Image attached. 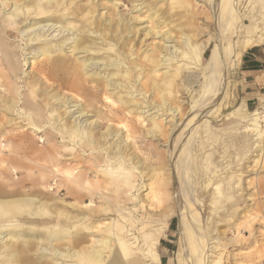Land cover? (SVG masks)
<instances>
[{
  "label": "bare ground",
  "instance_id": "6f19581e",
  "mask_svg": "<svg viewBox=\"0 0 264 264\" xmlns=\"http://www.w3.org/2000/svg\"><path fill=\"white\" fill-rule=\"evenodd\" d=\"M100 1L88 0L76 16L74 0H0V70L6 67L3 75L0 71V264H162L158 242L170 213L153 208L173 195L167 188L170 181L178 193L185 264H206L210 253L197 206L202 199L192 178L193 144L201 130L197 122L213 111L205 108L211 98L217 101L214 111L219 109L227 77L248 48L264 44V27L254 20L244 22L239 12L243 0H208L220 26L199 44L196 0H130L135 9L125 18L119 11L121 0H104L111 6L102 8ZM25 21L29 23L20 28ZM17 32L25 43L20 50L8 42ZM88 33L102 40L101 47L89 46ZM142 33L145 43L149 37L155 41L140 53ZM19 54L28 65L24 76ZM41 59L52 68L49 79L32 71ZM160 77L163 90L156 81ZM180 81L193 96L191 115L174 92ZM44 82L52 84L53 95ZM8 112L25 118L28 127L3 131L2 117ZM164 115L172 116L170 127L164 125ZM260 115L259 109L251 111L247 128L263 142ZM146 120L151 123L147 134L163 143L140 138ZM7 123L18 122L8 116ZM33 131H47L50 141L72 142L90 157L91 164L85 160L77 173L70 166H53L54 183L44 184L52 194L49 199L20 194L21 170L14 163L22 161L25 169L28 159L18 140L34 138ZM201 140L196 141L200 150L206 146ZM60 192L81 211L63 205L68 199Z\"/></svg>",
  "mask_w": 264,
  "mask_h": 264
},
{
  "label": "rangeland",
  "instance_id": "374dc122",
  "mask_svg": "<svg viewBox=\"0 0 264 264\" xmlns=\"http://www.w3.org/2000/svg\"><path fill=\"white\" fill-rule=\"evenodd\" d=\"M74 1L75 2L73 10L75 12V15L78 16L81 13L80 9L86 6L88 0ZM102 1L104 0H101L99 2L100 5ZM109 4L110 3L107 2L104 4L103 2L101 8L104 5L110 7L111 4ZM195 4L197 5L196 9L198 10V15H196V26H194L195 29L197 27L198 28L194 32L195 34L199 35L196 39L200 44L211 39L213 33L216 32L220 25L215 19L214 11L212 10L213 6L212 4L209 5L210 3L208 2V0H196ZM220 6H222V4ZM0 7H3L2 4H0ZM133 9L135 8L132 6V2L130 0L120 1L119 11L122 17L125 18L126 16L131 15V11ZM9 10L10 7H7L5 12ZM211 10L213 11L212 14ZM106 11L107 8L102 10L101 12ZM111 11L112 10L108 11V14H110ZM215 11H217V9ZM239 12L241 14V18L244 19V22L246 24H249L250 20H254V22H259L261 24V27H264V0H243L241 7H239ZM1 16L4 17L3 14H1ZM178 17L179 15L175 16V18ZM38 18L41 17L39 16L36 19ZM42 19L45 20V17H42ZM28 23L29 21H25L24 24L20 26V28L26 27ZM50 33L51 31H48L46 34L48 35ZM53 34L54 33H52L51 35ZM84 35H86L88 38L89 46L93 44L96 47H101V39L97 38L96 40V37L91 36L89 33ZM144 36V33H142L141 36L138 37L139 39L137 41L138 49L142 48V50H140V53L141 51L143 52V49L146 47V45H151L155 41L149 37L147 39V42L145 43L143 41ZM21 38V34L17 32L11 35L8 42L10 44L14 43L13 45H15L18 50H20L21 47L25 44L24 41H21ZM213 45L214 43L212 42L211 46ZM211 46L205 53L204 61H206L211 51ZM67 54L74 60L75 57L72 56L71 53ZM78 55L84 56L86 54L78 53ZM78 55H76V57ZM23 60L24 56L19 54V63L21 62V69L19 72L20 76H24V71L28 68V65L26 66ZM29 70H32V67L29 68ZM34 70V74H37L36 72L45 74V76H40V79L41 77H46L49 79V77L53 75L50 65L46 61H42V59L37 62V65L32 71ZM0 71L3 75L6 71V67H3ZM162 71L159 74L163 73ZM161 78L162 77H160L156 81L160 83L163 90L165 88V84L163 83V79ZM227 78V85H229L225 86L226 91L222 95V103L219 101V109L214 111L217 106V101L214 100L216 97L211 98V102L206 105L207 107L205 106V108H207L206 110L213 108V111L210 112L209 115H206V113H204L200 117L198 121L199 123L197 122V124L200 126V129L202 131L200 130L197 133L196 139L198 138V140L195 139V142L193 144L194 147L192 146L194 148L193 160H195H192L194 162L192 163L195 164V171H193L192 178H194V181L198 182L196 185V194L202 200L200 202H197V206L200 212L199 214L201 215H199L200 219L202 218L201 224L203 226L201 225V228L204 233L202 234L205 237L204 241L206 239L207 242V254L210 253L209 257L207 256L206 258V264H264V141H258L255 138L256 136L252 135L253 132L250 131L251 129L249 130L247 128L249 126L248 121L251 117L250 112L255 109L247 110L245 107V98L242 93L239 66L231 74H229ZM19 82L21 81L19 80ZM44 83V88L48 91L50 90L49 95H53L55 92L52 89L53 87H48L52 84L46 82ZM182 84L183 81H180V84L174 87V92L179 98L178 100L184 105V110L187 115L191 110V105H193V96L190 91H188ZM1 89L3 91V88ZM151 93L152 92L149 93L150 101L153 98V93ZM142 96L140 95V99ZM64 109L65 108L62 107V112H64ZM107 109L109 111V107ZM256 109L260 110V119L264 121V96L259 107ZM153 111H155V109ZM191 113L192 112H190L189 115H191ZM136 114H138V112H136ZM8 116H13L14 118H16V121L18 123H12V125L7 123ZM132 116H136L135 119L138 118L137 115L133 114ZM164 116L167 117L168 115ZM158 119L159 117L157 118V120ZM171 120L172 116L170 115L167 117V120L164 121V125L170 127L171 125L169 123H171ZM149 121L150 120H146L145 122H143V124H141L140 138L148 142H157V144L163 143V139H156L155 137L147 134L148 128L151 127V123ZM26 122L27 120L25 118L19 117L17 112H8V115L5 114L4 117H2V127H6L5 129H3V131L6 132L16 126L25 125L24 127L19 128L20 130H23V128L28 127L25 124ZM47 123L48 122L46 121V123L44 124ZM202 123H205V125H207L205 126L203 124L202 128ZM262 125V130L264 132V122ZM194 127L195 126L191 127L190 130H193ZM25 131H32V129H28ZM47 131L51 132L53 130L51 129V127H49L47 128ZM47 131H33L34 138L27 137L18 140L20 151L28 159L26 164L27 167H24L25 169H22V161L14 163V165L21 170L17 174L20 181L19 187L21 193H19L21 195L36 196L42 199H49L52 197V194L47 191L44 184L47 181L54 183L51 170L56 163L60 164L62 167L70 166L74 168L75 172L77 173L80 172V169L83 166L85 160L88 161L86 163L87 165L90 162V157L82 152L80 146L73 145V143L69 141L64 142L62 141V138H57L56 141H50L46 136ZM202 135H204L203 138L205 139L202 138ZM17 138H21V135L19 134ZM200 138L209 143L208 144L203 141V145L206 146L205 149L203 148L202 150L199 149L198 142L196 143V141L201 140ZM140 144H142V142H140ZM174 146H172L171 149H173ZM261 146L263 147V150H260ZM161 148H163V146ZM260 155L262 158H260ZM260 162L263 163L261 164ZM102 164L104 163L102 162ZM256 180L257 182H255ZM169 184L170 185H168L167 188L173 195L171 197L169 196L168 199L163 202L161 207L153 208V210L158 212L162 210L166 211V214L170 213L168 216V218H170L167 219L166 222L161 224V226H164L166 231L163 232L164 234L160 237V240L158 242V252L162 256V264H185L184 256L182 255L183 243L181 244V242L183 241L181 239L183 238L181 231H179L180 217L177 211L180 205L177 204V201L175 204V199L178 198V193L174 192L175 186L174 184L172 185L171 181L169 182ZM186 189H188V187ZM146 190V187L143 188L141 190V192H143L142 194H147L148 191ZM189 193L194 196V193L192 191H189ZM60 194H62V197L68 199L65 195H63L62 192H60ZM72 200V198H69L68 203L64 202L63 205H67L69 209H73L75 212L81 211L80 208L76 205H71L72 203L70 202H75V200ZM160 208L161 210H159ZM153 227L154 224L151 225L150 228ZM169 234L172 235L171 238L173 242L171 246H168L169 250H166L164 248L166 246L164 239H166L167 235ZM201 237L203 238V236ZM180 252L181 258L183 260L179 257Z\"/></svg>",
  "mask_w": 264,
  "mask_h": 264
},
{
  "label": "crops",
  "instance_id": "0c3cea01",
  "mask_svg": "<svg viewBox=\"0 0 264 264\" xmlns=\"http://www.w3.org/2000/svg\"><path fill=\"white\" fill-rule=\"evenodd\" d=\"M239 74L242 84V93L247 110L259 107L264 96V45L256 44L248 48L242 55L239 64ZM172 235H167L165 249L172 245Z\"/></svg>",
  "mask_w": 264,
  "mask_h": 264
}]
</instances>
